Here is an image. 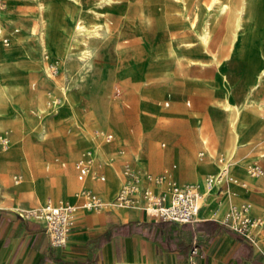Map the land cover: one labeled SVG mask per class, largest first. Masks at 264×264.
Segmentation results:
<instances>
[{
	"label": "rangeland",
	"instance_id": "obj_1",
	"mask_svg": "<svg viewBox=\"0 0 264 264\" xmlns=\"http://www.w3.org/2000/svg\"><path fill=\"white\" fill-rule=\"evenodd\" d=\"M18 1H29L36 8L35 15L32 13L24 15L28 20L27 28L35 23L38 27L37 33L35 28L33 33L28 29L29 37L36 35V39L26 44L25 54L30 59L41 57L46 69V76L40 78L39 82L36 77L29 81L28 94L25 85L14 80L6 69L11 58L18 55L17 50L10 43L19 36L13 20L12 22L5 20L2 14L9 15L8 12L11 11L13 3ZM47 1L50 7L45 10L42 7ZM155 1L157 3L154 4ZM63 2L67 9L66 13L61 10L52 13L53 5L50 4V0H4L3 2L0 26L9 43L4 45L0 40V131L10 127L19 133L26 128L39 130L44 120L48 122L46 129H50L51 134L48 136L43 133L39 137H6L5 132L0 133V181L3 185L7 184L9 176V181L16 187L35 190V181L33 189L21 185L26 180L22 164L25 161L30 164V156L36 165L41 164L42 160L51 154L60 155L64 161L77 157L73 164L75 165L78 160L84 158L82 154L89 148L94 150V155L101 154L106 158H112L111 150L114 146L123 148L124 155H128L132 144L136 152L149 159L150 165L152 162L148 156L151 155L150 147L159 152L173 144L174 140L164 137H196L197 141L196 128L199 125L192 129L181 127L175 116L167 115L174 109L192 112L206 110L209 107L219 112L222 110L224 124L213 125V128L218 135L233 137L222 103L229 92L230 100L240 104L249 87L255 83L259 72L264 69V0H249L247 9L245 8L241 16V26L237 31L238 39L233 51L229 55L225 52L219 54L215 52L216 57L201 50L202 44L198 35L190 27V19L195 15L197 16L196 30L203 24L205 18L203 4L206 0H186V10L183 9L181 2L175 0H151L150 2L112 0L101 9L109 34L87 40L90 54L85 60L80 58L84 46L79 45L73 38V29L82 12L83 1L60 0L61 8ZM134 6H140L146 14L151 13L152 19L144 20ZM27 9L32 11L30 7ZM53 25L57 27L61 46L58 44L55 32L51 31ZM225 30L224 16L217 22L210 23V31L215 39V44L211 42L210 45L213 51H217L216 39L221 37ZM169 40L177 49L183 50L186 58L203 62L206 66L192 65L180 73L178 63L174 59L156 56V53L158 51L160 53L161 48ZM184 42H191L192 46L179 48V45ZM1 50L13 52L10 57L5 58ZM227 56H235L243 60L242 81L237 91L233 90V77L225 70ZM166 92H171L173 95L170 108H164L162 104ZM190 92L218 94L221 98L206 99V104L202 105V102L197 103V99ZM253 98L264 101V86L255 92ZM54 99H61L62 102L57 111L50 106ZM187 100L190 101L189 106L185 105ZM152 112L157 115L153 122ZM243 115L250 127L240 134L242 144L252 140L259 125L261 131L246 145L243 154L239 155L240 158L249 157L258 149L264 152V102H261V105L257 103L248 105ZM169 117L173 118V123H168ZM61 120L69 121L63 123ZM53 121L56 122L53 123ZM200 127L203 135H210V129L203 122ZM93 130L100 140L91 139ZM105 132L113 135L110 142L103 140L102 134ZM1 136L6 137L5 140H1ZM148 137L158 138L153 143L151 141V146L147 147ZM211 140L212 137L209 144L214 147ZM161 143H165V146L162 147ZM198 149L197 142L195 159ZM237 150L230 158L233 160L230 172L237 178V183H229V191L224 197L225 199L228 196L231 197L233 203L239 205L244 202L250 203L252 215L261 218L259 211L264 209L262 205L249 199H243V201L239 199L250 193L255 185V179L249 176L247 166L254 161H259L260 156H263V160L259 163H264V153L248 159H235ZM229 151L230 146H225L220 148L217 155L220 156L219 158L229 160ZM54 157L56 156H50L43 161L38 175L54 174V170L57 169L53 164ZM136 158L139 166L144 165L145 162L139 154H136ZM241 160L244 165L239 164ZM127 161L129 162L124 165L131 164L133 159L128 158ZM207 163L212 165L214 161H205L196 165V181L206 177V175L202 176V172L206 169H201L199 165ZM256 163L254 162L251 166L253 167ZM48 164L51 168L46 171L45 166ZM164 167L166 166H162L157 172L149 170L144 177L146 178L149 174L155 175ZM215 171L216 168H211L208 170V175L214 174ZM88 173L83 180L84 187L88 184ZM168 174L176 180L172 169ZM52 183L53 192L50 197L46 195L48 190L36 191L40 203H45L49 199L55 202L67 199L76 203L78 192L74 194L67 191L61 192L62 185L58 178H53ZM224 207L228 209V203L220 209ZM261 219L264 221L263 218ZM256 231L260 238L264 236V223L257 227Z\"/></svg>",
	"mask_w": 264,
	"mask_h": 264
},
{
	"label": "crops",
	"instance_id": "obj_2",
	"mask_svg": "<svg viewBox=\"0 0 264 264\" xmlns=\"http://www.w3.org/2000/svg\"><path fill=\"white\" fill-rule=\"evenodd\" d=\"M0 1L4 2V0ZM59 1L50 0V4L53 5L52 13L57 10L66 13L65 3L63 2V7L61 8ZM150 1L145 0V2ZM29 7L32 8V11L27 9ZM35 12V6L29 1L14 2L11 11L8 12L18 30L19 37L10 43L17 50L18 55L11 58L10 63L6 65V69L14 80L25 85L27 94L30 92L28 83L33 77H36L39 82L40 78L46 76L43 59L41 57L30 59L25 54L26 44L34 42L33 40L36 39V35L29 37L30 29L34 27L37 33L38 27L35 23V25L27 28L28 20L27 16L24 15L27 13L35 15ZM33 20L35 22L34 17ZM51 31L55 32L58 44L61 46L62 43L57 33V27L53 25ZM227 63L228 65H226ZM224 66L226 72L234 79L233 90L237 91L242 81L243 60L230 56L225 59ZM190 93L197 99V103L201 104L202 102V105L206 104V99L221 98L218 94ZM172 100V93L166 92L162 103L163 107L170 108ZM185 105L189 106L190 101L187 100ZM167 115L175 116L182 125L181 127L192 129L199 125L196 128L197 141L196 137H164L168 140H174V142L169 148L158 153L153 147L152 149L150 147L151 155H148L150 161L152 159L150 165L148 163L149 159L136 152L135 147L131 144L128 155H124L123 148L119 146H114L111 150L113 154L111 159L101 154L99 156L91 154L93 167L88 173V184L85 187L83 186L84 179L79 180L77 178L75 165H73L77 157L72 160L65 159L66 162L60 158V155L52 154L48 157L56 156L53 159V164L57 169L54 170V174L51 176L38 175L43 161L48 157L44 158L39 165L35 164L31 156L29 157L31 175L35 181L34 191L26 187H16L13 182L9 181V176L6 185H3L0 181V264H184L191 242L195 237L199 239L202 255L198 259V264H264V236L261 238L258 236L257 228L253 230L254 235L250 237L242 235L243 239L237 238V236L230 234L227 227L222 223L227 208H215L214 205L208 207L206 201L199 211L198 221L179 224L150 218L140 207L88 210L80 203L82 202V197H80V200L76 199L74 225L64 246H51L49 244L41 222L36 220L25 221L20 218L18 214L20 210H28L44 204L37 199V190L40 192H43V189L48 190L46 195L47 197L51 196L53 178L60 180L62 185L61 192L67 191L74 194L76 192L80 193L81 189L86 188L107 202L115 196L119 189L124 179L122 171L126 165L138 171L143 176L142 184L153 186L155 192L162 189V186L147 182L144 174L149 170L157 172L162 166L166 167L157 174L163 173L164 170L169 173L170 169H172L180 185L197 183L196 165L198 163L214 161L211 168H216L215 173H217L221 166L218 161L220 156L215 153V147L210 146V137L207 138L206 135L201 133L200 124L204 122L203 119L205 120L209 116L212 125H223L222 110L219 112L209 107L206 110L202 109L192 112L174 109L173 112L167 113ZM155 116L157 115L152 112V122ZM66 121L69 120H61L63 123ZM167 121L168 123L174 122L173 118L170 117ZM55 122L53 121V123ZM47 126L48 122L43 120L42 128L39 130L26 128L19 133L10 127L5 131H0V133L5 132L6 137H39L43 133L49 136L51 134L49 133L50 129H46ZM260 131L259 125L252 140L256 138ZM157 138L148 137L146 146H151V141L153 143ZM250 141L244 142L239 146L235 159H248L264 153L258 149L251 156L240 158L239 155L243 154L246 145ZM197 142L199 149L195 159L194 154ZM161 146L164 147L165 143H161ZM136 154L142 157L145 162L144 165H138ZM128 158H132L133 161L130 162L131 164L124 165L129 162L127 161ZM262 160L263 156H260L259 161ZM223 161L228 163L230 173V166L233 160L223 159ZM259 161H254L255 163L257 162L255 165L260 166L264 170V163H259ZM67 163H69V166ZM50 168L51 165L49 164L45 166L46 171ZM208 173V170H205L202 172V176H207ZM111 174H114L115 179L119 183L118 187L110 179ZM253 178L255 179V185L251 192L243 195L239 200L249 199L264 208V176ZM14 180L15 178L13 177ZM228 183L223 184V190L227 189ZM214 193L217 194L216 192ZM228 200L232 201L229 197ZM60 201L72 203L67 199H60L58 202ZM143 203V199L140 198L139 206L143 205ZM259 217L264 219V209L259 211ZM257 254L260 255L259 258H255Z\"/></svg>",
	"mask_w": 264,
	"mask_h": 264
},
{
	"label": "built area",
	"instance_id": "obj_3",
	"mask_svg": "<svg viewBox=\"0 0 264 264\" xmlns=\"http://www.w3.org/2000/svg\"><path fill=\"white\" fill-rule=\"evenodd\" d=\"M4 3L0 1V12ZM106 142L112 139L110 133L102 134ZM84 158L75 164L77 178L83 180L89 172L92 156L90 153L83 155ZM218 161L221 166L217 173L207 175L201 183H189L173 186L170 193L165 189L153 192L149 185H143V176L129 165L123 168V181L115 196L110 201H103L97 194L89 189L80 190L82 206L88 210H102L114 208H135L140 207L145 214L153 219L175 222L179 224L194 223L199 220V211L206 198L211 192L221 194L223 184L229 182V165L222 158ZM168 174L167 170L157 175H147L145 180L156 185L162 184V179ZM253 177L264 176V170L254 165L250 169ZM144 203L139 206V199ZM76 205L68 201H60L53 204L47 201L43 205L18 212L21 219L36 220L43 224V228L51 246L66 245L71 228L74 225V211ZM222 223L230 230L245 237L254 235V229L261 226L264 221L250 219L247 215V207L242 206L240 210L230 208L225 214ZM199 239L193 238L191 247L184 264H198L201 257Z\"/></svg>",
	"mask_w": 264,
	"mask_h": 264
},
{
	"label": "bare ground",
	"instance_id": "obj_4",
	"mask_svg": "<svg viewBox=\"0 0 264 264\" xmlns=\"http://www.w3.org/2000/svg\"><path fill=\"white\" fill-rule=\"evenodd\" d=\"M31 1H40V0H31ZM75 1L78 2L81 0H75ZM82 1H83L82 2V4H83L82 5L83 6L82 12L78 18V21H76V23H75V27L73 29V38H74L75 42H77L79 45L84 46L83 51L81 52L82 54L80 55V58L82 60L83 59L85 60L88 58V56L90 54V50L88 49V45H87V40L89 38H95L96 39V38L103 37V36H106L107 34H109L107 25H106L105 20H104V13L101 9L103 7H105L106 4L111 3L112 0H82ZM175 1L181 2L183 9L186 10V4H185L186 0H175ZM248 2H249V0H206L205 3L203 2L204 3L203 5H204L205 18H204L203 24L199 27L198 30H196L197 16L195 15V16H193V18L190 19V27L193 30H195V32L197 33L198 38L202 44L201 50H203V52L210 54L212 57H216L217 54L215 52H218V54L225 52L226 55H229L233 51L235 43L238 39L237 31L239 30V28L241 26V16H242L243 11L247 7ZM39 3H42V2H39ZM49 7H50V5L47 1L46 3H44L42 8L47 10V9H49ZM134 7H135V10L138 11V14L144 20L149 21L152 19L153 16L151 13L146 14L140 6H134ZM250 9H253V8H250ZM153 13H154V11H153ZM174 16H176V15H174ZM222 16H224L226 30L222 34L221 37H218V39H216L217 51H213L211 49L210 45H211V42H212V44L213 43L215 44V39H213L211 31H210V23L211 22H217ZM185 17H186V15H185ZM2 18H4L7 21L12 22V17L5 14V13L2 14ZM30 31H31V33H33L34 27L31 28ZM0 40L4 45H7L9 43L8 38L5 36L4 32H2L1 26H0ZM244 40H245V38H244ZM118 45L119 44H117V46ZM181 46L185 47V48H190L192 46V43L191 42H184L182 45H179V48ZM12 52H13L12 50H7V51L1 50V54L5 58L10 57L12 55ZM158 55L163 56V57L167 56V57H170L171 59H174L178 63V69H179L180 73H183L184 71H186V69L188 67H191L192 65L198 64V65H201L203 67L206 66V64H204L203 62H198V61H195L193 59L186 58V55L183 52V50L177 49V47L170 40L166 43V45L163 48H161L160 53H159V51L156 53V56H158ZM262 86H264V69H262L259 72L255 83L249 87L248 91L245 93L240 104L232 102L229 98V92H227L226 98L224 99V102L222 103V106H223L222 108L224 109L226 120L230 124L231 129L233 131V137H224L223 134L218 135L215 132L213 125L211 124L209 116L208 117L205 116L206 118H205V120L203 119V121H204L203 124L207 128L210 129V131H209L210 135L206 134V137L207 138L212 137L211 141H213V143H214L216 154H218L220 148H223L225 146H230V151H229V159H230L233 157L237 148L242 144L240 141V134L242 131L247 130L250 127V124L248 123L245 116L243 115V111L247 108L248 105H251L254 103L261 105V102H264V101L256 100L253 98V95L255 94V92L257 90H259V88ZM2 91H3V89H2ZM40 100H42V99L40 98ZM50 104H51L50 106H52L53 109L57 111V110H59V107L62 105V102H61V99H54V100H52V102ZM51 127H53V125ZM94 130L99 131V129H94ZM94 130H93V134L91 136V139L98 141L100 139H99V137H97L94 134ZM100 131L102 132V130H100ZM5 138L6 137H2L1 140H5ZM86 153L94 154V150L92 148H89L82 155H84ZM156 153H158V152H156ZM156 155H158V154H156ZM109 159H111V157ZM239 164L244 165V164H242V160L239 162ZM22 165H23V170H24L25 175H26V180L24 182H22L21 185H23V186L25 185V186H28L29 188L33 189L34 180H31L33 178L31 175L30 164L28 161H25ZM251 165L252 164H249L247 166V172H248L250 177H252V175L250 174V169L252 168ZM91 166H92V164L90 165L89 172H90ZM199 166L203 170H205V169L210 170L212 165L210 163H207V164H200ZM229 177H230L229 183H237V178L234 177L231 174V172L229 173ZM108 179H109V177H108ZM110 179L113 181V183H115L118 186V182L115 179L114 174L110 175ZM203 180H204V178L199 180V181H196V182L201 183ZM229 183H228L227 189L224 190L222 192V194L217 195L214 192H211L210 195L208 196V199L206 200V205L208 207H210L211 205L212 206L214 205L215 208H221L224 204L228 203L227 211L232 207L237 209V210H240L242 206H246L247 207V215L250 219L262 220L261 218L254 217L252 215V212H251V206L252 205L250 203L244 202V203L239 205L237 203H233V201H229L228 198H226L227 200L225 199L224 196L229 191V185H230ZM176 185H178V182L174 178H172L170 174H167L163 177L161 186L163 189H165L167 191V194H169L171 188L173 186H176ZM150 189L153 192H155V189L153 186H151ZM77 196H78V199L80 200L81 196L79 193L77 194ZM47 201H50L52 203H56L55 201H52L50 199ZM72 203L75 205V202H72ZM80 203H82V202H80ZM258 227H260V226H258Z\"/></svg>",
	"mask_w": 264,
	"mask_h": 264
},
{
	"label": "trees",
	"instance_id": "obj_5",
	"mask_svg": "<svg viewBox=\"0 0 264 264\" xmlns=\"http://www.w3.org/2000/svg\"><path fill=\"white\" fill-rule=\"evenodd\" d=\"M227 230H228V232H229L230 234H232V235H234V236H237V238L243 239V237H242L241 234H239V233H237V232H235V231H232V230H230V229H228V228H227ZM259 257H260V255L257 254L255 258H259Z\"/></svg>",
	"mask_w": 264,
	"mask_h": 264
}]
</instances>
